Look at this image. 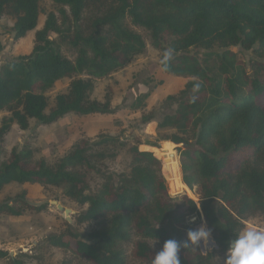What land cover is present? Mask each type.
<instances>
[{"label":"trees","instance_id":"obj_1","mask_svg":"<svg viewBox=\"0 0 264 264\" xmlns=\"http://www.w3.org/2000/svg\"><path fill=\"white\" fill-rule=\"evenodd\" d=\"M53 1L60 15L49 12L36 30L39 0H0V19L15 20L16 40L36 30L31 53L0 65V113H8L0 123V140L14 124L25 130L32 120L50 124L70 113H112L109 98L102 102L91 93L97 79L145 50L144 37L126 22L130 18L149 32L155 48L163 54L172 50L166 69L161 63L165 72L191 78L179 96L171 97L176 109L158 128L173 130L167 138L182 144L183 181L197 189L199 203L169 193L161 160L141 151L139 142L130 148L127 174L106 170L103 161L116 156L107 145L118 142L109 135L95 141L83 137L55 162L36 158L28 145L14 148L7 158L0 156V191L11 183L62 187L67 198L86 206L77 216L78 223L94 225L86 239L69 226L46 239L89 264L152 263L157 252L152 243L161 248L168 239L185 240V220L197 214L219 248L208 253L184 248L181 264H220L217 254L225 256L244 221L264 215V0ZM233 46L252 50L256 59L248 66ZM65 79L67 90L51 104L49 91ZM92 175L101 179L95 189ZM43 209L26 192L0 202V214ZM0 259L27 264L3 249Z\"/></svg>","mask_w":264,"mask_h":264},{"label":"rangeland","instance_id":"obj_2","mask_svg":"<svg viewBox=\"0 0 264 264\" xmlns=\"http://www.w3.org/2000/svg\"><path fill=\"white\" fill-rule=\"evenodd\" d=\"M39 5L40 17L36 30L43 28L49 12L60 15V7L53 0H39ZM14 22L15 20L8 15H3L0 19V65L20 55L31 53L35 44L36 30L28 32L25 37L18 40L14 38L12 32ZM126 22L144 37L146 48L124 68L110 76L97 79L91 93L92 99L102 102L109 98L113 112L90 115L70 113L50 124L32 120L29 128L25 130L14 124L4 139L0 140V156L5 159L14 148L20 149L28 145L36 158L44 157L49 162H55L83 137L95 141L102 135L114 136L118 139L117 144H109L107 149L116 156L103 161L106 170L127 174L130 169V148L139 142L141 151H151L161 160L169 193L172 196L186 194L199 203L197 189H190L183 181L179 148L182 144L167 138L174 132L173 130L158 128L160 119L176 109L175 99L171 97L179 96L191 78L165 72L161 64L163 53L152 45L149 32L142 26L133 25L130 18ZM51 38L57 40L58 35L52 33ZM231 49L238 53L239 59L245 61L248 66L252 59H256L252 50H245L241 46H233ZM63 50L68 56L74 57V53L67 47ZM69 82L68 79L59 81L49 91L51 104L57 93L67 90ZM7 115L6 112L0 113V123ZM168 146H172L177 156L181 186H175L171 181L166 161ZM163 147L164 150L158 154L157 149ZM164 164L168 169V176L164 172ZM100 183V177L92 175L93 189ZM23 192H26V197L32 204L45 205V209L30 210L20 216L0 214V249L9 251L12 256L21 255L27 264H89L71 252L51 245L46 239L49 235L60 233L68 226L86 239L94 225L77 222V216L86 209V206L81 207L67 198L63 194L62 187L29 183L6 185L0 191V202ZM55 201L64 209H69L70 213L65 214L64 209H59ZM192 217H195L194 222H190ZM202 223L207 225L203 215L199 214L189 216L185 220L187 231L198 228ZM244 223L240 233L250 228L264 230V215L256 213ZM152 244L157 252L161 249L158 243ZM73 246H75L74 241ZM218 248L212 233L207 247H200L204 253L217 251ZM223 258L224 256L217 254L220 264H224ZM5 263V259H0V264ZM134 263L139 264L135 261L131 262Z\"/></svg>","mask_w":264,"mask_h":264},{"label":"clouds","instance_id":"obj_3","mask_svg":"<svg viewBox=\"0 0 264 264\" xmlns=\"http://www.w3.org/2000/svg\"><path fill=\"white\" fill-rule=\"evenodd\" d=\"M171 57L172 50H166L161 61L165 69ZM194 221L195 217H192L190 222ZM210 237L211 230L204 223L198 228L189 229L183 241L166 240L156 252L152 264H181L182 249L193 246L206 248ZM223 261L224 264H264V230L246 229L231 239L227 243Z\"/></svg>","mask_w":264,"mask_h":264},{"label":"bare ground","instance_id":"obj_4","mask_svg":"<svg viewBox=\"0 0 264 264\" xmlns=\"http://www.w3.org/2000/svg\"><path fill=\"white\" fill-rule=\"evenodd\" d=\"M166 161L169 168L172 183L175 186H181L177 156L174 150L172 149V146H168V150L166 152Z\"/></svg>","mask_w":264,"mask_h":264},{"label":"water","instance_id":"obj_5","mask_svg":"<svg viewBox=\"0 0 264 264\" xmlns=\"http://www.w3.org/2000/svg\"><path fill=\"white\" fill-rule=\"evenodd\" d=\"M55 203L57 204V206H58L59 209H61V210L64 209L63 206L61 204H59L57 201H55ZM64 211H65V214H67V215L70 213V210L69 209H64ZM67 218L69 219V217H67Z\"/></svg>","mask_w":264,"mask_h":264}]
</instances>
